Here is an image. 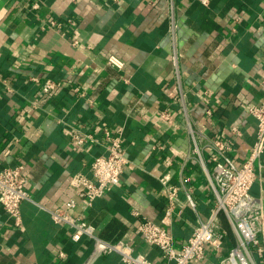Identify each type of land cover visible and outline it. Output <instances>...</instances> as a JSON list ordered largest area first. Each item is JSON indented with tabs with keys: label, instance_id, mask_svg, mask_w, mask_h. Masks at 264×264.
<instances>
[{
	"label": "crops",
	"instance_id": "crops-1",
	"mask_svg": "<svg viewBox=\"0 0 264 264\" xmlns=\"http://www.w3.org/2000/svg\"><path fill=\"white\" fill-rule=\"evenodd\" d=\"M174 52L187 114L173 94ZM110 55L125 67L109 65ZM46 78L67 85L44 100ZM263 99L264 0H0V169L23 163L31 193L20 226L0 202V264H124L116 252L91 258L94 240L55 221L50 210L57 207L161 263L162 251L138 231L141 220L163 225L180 246L214 206L205 169L191 153L188 117L206 137L230 142L240 164L255 141L249 107ZM163 111L173 124L160 119ZM105 129L123 130L128 162L120 183L90 206L71 181L92 177L93 159L107 152ZM79 131L96 141L77 145ZM257 171L251 193L264 203V166ZM167 184L179 186L171 223L164 218ZM222 224L226 239L192 264H218L227 254L234 233L224 215Z\"/></svg>",
	"mask_w": 264,
	"mask_h": 264
},
{
	"label": "built area",
	"instance_id": "built-area-1",
	"mask_svg": "<svg viewBox=\"0 0 264 264\" xmlns=\"http://www.w3.org/2000/svg\"><path fill=\"white\" fill-rule=\"evenodd\" d=\"M210 1L200 0L204 5H209ZM35 6L37 7L38 3H35ZM170 23L174 34L176 20L173 10ZM172 61L178 78L173 94L184 101L176 52L173 53ZM108 64L119 69L125 67V62L115 55L108 57ZM34 79L39 81L38 78ZM66 85L65 81L46 78L40 83V96L46 100L53 92ZM74 89L81 92L79 87ZM249 111L256 119L255 141L248 157L240 164L231 155L230 142L221 137H206L188 117L191 153L198 157L205 169L214 195V206L208 218L200 219L191 236L180 246L176 244L173 233L166 227L149 218L141 220L138 231L146 244L162 251L163 261L159 264H192L203 260L209 246L218 247L220 242L226 239L227 232L223 229L222 215L226 217L232 228L234 244L227 254L220 258L218 264H258V259L264 262V203L262 199L251 193V187L259 177L257 165L264 166L261 163L264 156V99L259 104L249 107ZM187 112L185 105V113ZM160 119L173 124L174 116L169 111H163ZM231 130L235 134L240 133L238 126H232ZM105 132L107 152L93 159L92 177L77 174L71 181L73 186L79 188V195L85 199L86 205L90 206L96 199L103 197L112 186L120 183L124 167L128 162L123 130L117 129L116 133H112L105 129ZM73 138L80 146L96 141L92 134L81 131L76 132ZM205 149H209L208 155H204ZM166 192L164 218L166 223H171L178 205L179 186L167 184ZM29 199L31 193L25 165L20 163L14 167L0 169V202L16 226L22 223L21 203ZM187 202L196 210V201L189 190H187ZM68 205L70 208H76V199H71ZM50 212L55 221L72 227L77 235H87L94 240L91 258L116 252L121 256L124 264H157L145 254H135L133 247L125 241L113 242L100 237L95 227L81 216L59 207Z\"/></svg>",
	"mask_w": 264,
	"mask_h": 264
},
{
	"label": "trees",
	"instance_id": "trees-1",
	"mask_svg": "<svg viewBox=\"0 0 264 264\" xmlns=\"http://www.w3.org/2000/svg\"><path fill=\"white\" fill-rule=\"evenodd\" d=\"M228 231H229L230 236L233 238L232 231L230 230V228L228 229Z\"/></svg>",
	"mask_w": 264,
	"mask_h": 264
}]
</instances>
